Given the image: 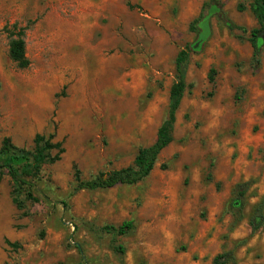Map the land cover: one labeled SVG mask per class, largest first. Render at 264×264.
I'll return each instance as SVG.
<instances>
[{"label":"rangeland","instance_id":"374dc122","mask_svg":"<svg viewBox=\"0 0 264 264\" xmlns=\"http://www.w3.org/2000/svg\"><path fill=\"white\" fill-rule=\"evenodd\" d=\"M207 1L0 0V149L32 153L36 135L65 149L29 179L38 202L0 173V264H264V44L254 58L253 0H221L245 31L212 15L191 32ZM14 26L27 69L9 57ZM187 45L190 88L151 176L75 193L76 169L91 180L155 142ZM125 221V236L103 231Z\"/></svg>","mask_w":264,"mask_h":264},{"label":"trees","instance_id":"16d2710c","mask_svg":"<svg viewBox=\"0 0 264 264\" xmlns=\"http://www.w3.org/2000/svg\"><path fill=\"white\" fill-rule=\"evenodd\" d=\"M221 0H208L204 3L201 13L197 19L190 24V31L200 34V28L212 15L221 16V20L229 30L241 29L230 21L222 10ZM252 12L258 22V29L251 32L250 43L254 49V58L260 55L261 48L264 44V0H253ZM205 13L207 14L205 16ZM12 38L9 45V57L21 69H27L30 66V60L27 56V46L25 41V30L14 26L9 32ZM194 47L187 45L182 49L175 59V81L170 90L169 114L167 119L160 126L155 142L147 147H141L134 159L133 165L119 170H113L108 173L101 172L91 180H83L81 172L75 171V189L74 192L80 191H100L110 190L118 186H135L150 177L161 153L168 148L174 141V130L177 120V112L180 108L181 101L190 88L187 83V73L190 65V53ZM214 70L211 71L213 75ZM213 80V77H211ZM55 136L36 135L34 151L28 152L25 149L15 147L10 139L3 141L0 149V173L6 172L11 178L17 193H26L28 200L38 202L34 196L33 190L35 184L31 180H39L42 169L45 165L54 164L61 160L65 153L63 144L54 142ZM241 196L244 194L241 192ZM14 204L21 210L24 209L25 203L15 198ZM237 205V204H236ZM135 228L133 221H125L119 227L105 226L103 231L108 234L125 236ZM8 243V242H7ZM114 251L119 254H125V248L121 245L114 246ZM214 264H234L230 253L218 255L214 259Z\"/></svg>","mask_w":264,"mask_h":264},{"label":"water","instance_id":"95a60500","mask_svg":"<svg viewBox=\"0 0 264 264\" xmlns=\"http://www.w3.org/2000/svg\"><path fill=\"white\" fill-rule=\"evenodd\" d=\"M202 41H203V40H200V41L198 42V44H196L195 48H197V47L202 43Z\"/></svg>","mask_w":264,"mask_h":264},{"label":"crops","instance_id":"0c3cea01","mask_svg":"<svg viewBox=\"0 0 264 264\" xmlns=\"http://www.w3.org/2000/svg\"><path fill=\"white\" fill-rule=\"evenodd\" d=\"M180 106H181V105H180ZM179 109H180V108H179ZM178 111H179V110H178ZM177 113H178V112H177ZM176 122H177V120H176ZM175 125H176V124H175ZM166 149H167V148H166ZM154 170H155V169H154ZM154 170H153V171H154ZM152 173H153V172H152ZM150 176H151V175H150Z\"/></svg>","mask_w":264,"mask_h":264}]
</instances>
